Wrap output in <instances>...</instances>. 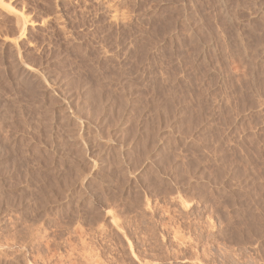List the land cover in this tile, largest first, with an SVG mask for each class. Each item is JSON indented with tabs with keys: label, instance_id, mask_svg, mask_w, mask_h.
<instances>
[{
	"label": "rangeland",
	"instance_id": "1",
	"mask_svg": "<svg viewBox=\"0 0 264 264\" xmlns=\"http://www.w3.org/2000/svg\"><path fill=\"white\" fill-rule=\"evenodd\" d=\"M3 2L0 264H264V0Z\"/></svg>",
	"mask_w": 264,
	"mask_h": 264
},
{
	"label": "bare ground",
	"instance_id": "2",
	"mask_svg": "<svg viewBox=\"0 0 264 264\" xmlns=\"http://www.w3.org/2000/svg\"><path fill=\"white\" fill-rule=\"evenodd\" d=\"M112 2V1H111ZM103 4V3H102ZM107 4V3H106ZM104 5H105V3H104ZM110 6V5H109ZM108 7V6H107ZM108 9H110L109 7H108ZM0 10H2L4 13H6V15L8 14V15H12L13 17L15 16V21L17 22V33H19L18 35V38H20L21 36L23 37V34H24V32H25V28H26V25H27V19H26V17H24V15L23 14H21V12L20 13H18V12H15L14 11V9L13 8H11L9 5L8 6H6V4H4V2H3V0H0ZM110 10H113V9H110ZM109 11V10H108ZM107 11V12H108ZM111 11H109L108 13H110ZM114 12H115V15L117 14L116 12L117 11H114L113 10V13L112 14H114ZM112 14H110V15H112ZM109 15V14H108ZM119 15V14H118ZM122 15V14H121ZM114 16V15H113ZM113 16H111V17H113ZM123 16V15H122ZM8 17V16H7ZM12 17V18H13ZM110 16H109V19L111 18ZM114 19H116L115 18V16L113 17ZM112 18V19H113ZM119 19H120V17H118ZM124 18V17H123ZM56 19V18H55ZM112 19H111V21H112ZM113 19V20H114ZM126 19V18H125ZM117 20V19H116ZM122 20V19H121ZM124 20V19H123ZM15 22V23H16ZM31 22V21H30ZM115 22V21H114ZM32 23V22H31ZM30 23V24H31ZM28 26V25H27ZM31 26H32V24H31ZM16 33V34H17ZM5 38H7V37H5ZM17 38V39H18ZM3 39V38H2ZM3 40H5V39H3ZM11 40V39H10ZM13 40H14V38H13ZM13 40L11 41V45L12 44H16V43H13ZM6 41H7V39H6ZM5 42V41H4ZM8 42H10V41H8ZM14 42H16V41H14ZM9 44V43H8ZM11 47V46H10ZM15 47V46H14ZM12 49V48H11ZM16 51H17V49H16ZM20 51V50H19ZM18 56V55H17ZM23 62V61H22ZM20 64H21V61H20ZM24 66V65H23ZM20 67V66H19ZM28 69V68H27ZM29 70V69H28ZM24 71V70H23ZM30 71H31V69H30ZM34 74H36V72L33 70L32 71ZM36 76H38V75H36ZM41 77V76H40ZM35 78V77H34ZM38 78V77H37ZM43 78V77H42ZM41 78V79H42ZM44 79H42V81H43ZM48 87H49V85H48ZM51 88V87H50ZM49 89V88H48ZM78 120V119H77ZM80 122V121H79ZM93 166V165H92Z\"/></svg>",
	"mask_w": 264,
	"mask_h": 264
}]
</instances>
